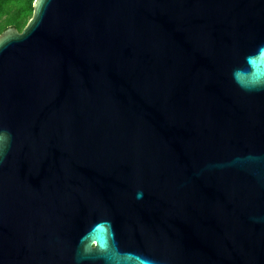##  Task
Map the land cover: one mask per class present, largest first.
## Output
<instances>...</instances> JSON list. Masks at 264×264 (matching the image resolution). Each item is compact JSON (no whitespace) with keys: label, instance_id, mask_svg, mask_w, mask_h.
<instances>
[{"label":"water","instance_id":"1","mask_svg":"<svg viewBox=\"0 0 264 264\" xmlns=\"http://www.w3.org/2000/svg\"><path fill=\"white\" fill-rule=\"evenodd\" d=\"M0 34V264H264V0H34Z\"/></svg>","mask_w":264,"mask_h":264},{"label":"rangeland","instance_id":"2","mask_svg":"<svg viewBox=\"0 0 264 264\" xmlns=\"http://www.w3.org/2000/svg\"><path fill=\"white\" fill-rule=\"evenodd\" d=\"M27 0H0V33L6 28V25L9 27L11 24L9 21L13 17V14L16 13ZM34 0H32L33 4ZM32 16V5L29 10L20 20L18 29L19 31L23 30V26L27 24L29 19ZM10 24V25H9ZM7 26V27H8Z\"/></svg>","mask_w":264,"mask_h":264},{"label":"trees","instance_id":"3","mask_svg":"<svg viewBox=\"0 0 264 264\" xmlns=\"http://www.w3.org/2000/svg\"><path fill=\"white\" fill-rule=\"evenodd\" d=\"M31 5H32V0H27L26 1V3H24L23 4V6H21V8L16 12V13H14L13 14V17L11 18V20L9 21V23L11 24V26L10 27H15L16 29H18V25H19V20L27 13V12H29V10H30V8H31ZM9 24V25H10ZM8 25H6V28H8L7 27ZM5 28V29H6ZM4 29V30H5ZM3 30V31H4ZM19 30V29H18ZM2 31V32H3ZM1 32V33H2ZM0 33V34H1Z\"/></svg>","mask_w":264,"mask_h":264}]
</instances>
